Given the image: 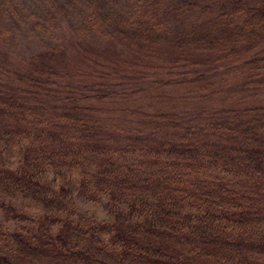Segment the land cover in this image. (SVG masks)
Returning a JSON list of instances; mask_svg holds the SVG:
<instances>
[{"label": "trees", "instance_id": "16d2710c", "mask_svg": "<svg viewBox=\"0 0 264 264\" xmlns=\"http://www.w3.org/2000/svg\"><path fill=\"white\" fill-rule=\"evenodd\" d=\"M76 1L96 5L76 32L157 58L108 82L66 77L61 46L0 69V264H264L263 107L141 116L122 141L94 111L127 85L152 101L263 78L264 6L200 5L187 23L190 0Z\"/></svg>", "mask_w": 264, "mask_h": 264}, {"label": "rangeland", "instance_id": "374dc122", "mask_svg": "<svg viewBox=\"0 0 264 264\" xmlns=\"http://www.w3.org/2000/svg\"><path fill=\"white\" fill-rule=\"evenodd\" d=\"M166 1L161 3L163 8ZM169 1L172 4L176 2ZM190 1L195 5L188 13L190 15L185 18L187 23L194 20L200 5L215 6L225 2L224 6L228 8L230 2L234 0ZM242 1L247 5L264 6V0ZM94 7H96L95 4L87 6L76 0H12L11 6L4 9V15L0 18V69L10 73L16 69V63L25 62L55 46H61L63 49L64 70L66 77L70 79L77 76L82 81L108 82L107 77L112 78L113 71L123 72L124 67L131 69L136 66L135 64H139L145 69L153 66L157 55L155 56L152 51H149L150 55H145L150 59H133L130 53L137 50L130 46L107 37L86 36L76 32L81 21L87 13L95 9ZM36 23H42L43 28L34 27ZM223 71L224 69L219 70V72ZM233 71H240V69L236 68ZM231 73L232 75L228 77L221 76L222 83L219 81L215 88L209 90L202 98L184 97L168 91L164 97L161 95L150 101L137 97L140 90H147L144 86H138L140 88L137 89L127 85L121 89H114L118 90L116 98L119 100L112 99V102L107 101L109 105L106 108L98 107L94 110L99 112L98 124L110 130L117 141H122L123 137L131 136L135 130L140 129L141 116L157 114V117L163 115L164 118L167 116L175 120H179L178 116H183L189 120L190 125H193L199 122L201 115L198 112L204 110L203 108L242 109L250 103L252 107L264 108V77L247 81L242 75L235 77L240 72ZM94 75L96 77H93ZM191 92L194 90L188 88L185 94ZM121 93H125L123 98L120 96ZM84 207L94 211L100 218L104 216L98 203H86Z\"/></svg>", "mask_w": 264, "mask_h": 264}]
</instances>
